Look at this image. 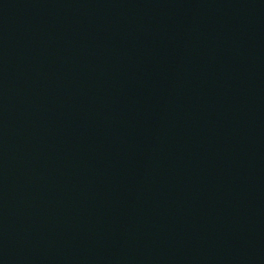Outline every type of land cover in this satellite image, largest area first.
Listing matches in <instances>:
<instances>
[{
    "label": "water",
    "instance_id": "water-1",
    "mask_svg": "<svg viewBox=\"0 0 264 264\" xmlns=\"http://www.w3.org/2000/svg\"><path fill=\"white\" fill-rule=\"evenodd\" d=\"M0 264H264V0H0Z\"/></svg>",
    "mask_w": 264,
    "mask_h": 264
}]
</instances>
